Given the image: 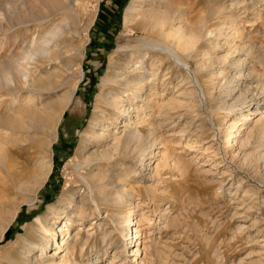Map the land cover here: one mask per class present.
I'll return each mask as SVG.
<instances>
[{
	"label": "rangeland",
	"instance_id": "1",
	"mask_svg": "<svg viewBox=\"0 0 264 264\" xmlns=\"http://www.w3.org/2000/svg\"><path fill=\"white\" fill-rule=\"evenodd\" d=\"M134 1L74 0L75 5L67 6L66 11H53L47 0H0V75L4 73L11 79L7 85L0 78V116L32 95L39 112L52 114L54 125L47 134L36 136L39 142L49 145L41 148L46 154L41 156L42 167L51 162L53 167L37 193H18L13 187L8 191L5 178L0 175V238L7 219L18 212L0 239V264H24L28 255L20 246L24 239L39 245L46 243L38 231L40 217L47 224L55 223L59 245L64 237L75 243L77 235L84 241L92 234L83 252L81 247L75 248L73 258L79 264H134L136 256H132V251L137 248H132L133 240L125 241L111 220L112 213L124 217L131 209H134L131 226L141 231L140 254L136 257L140 264H264V180L255 178L252 170L243 166L244 150L239 142L257 121L264 126V0H170V5L185 12L192 23L209 17L208 13L219 5L227 10L217 18L206 19L208 29H215H212L215 36L199 42L186 61L188 67L174 64L168 58L161 65L158 58L146 56L149 67L152 62L161 65V77L141 94L143 99L139 95L132 98V103L126 100L124 105L142 112L148 103L144 99L150 94L158 102L152 111L154 117L149 120L155 126H145L143 130L156 140L152 164L142 169L134 161L120 159L121 169L127 170V166L134 172L133 179L125 184L130 193L125 197L128 202L101 205L100 215H91L84 223L77 222L68 234L64 229L65 214L55 215L51 210L65 207L71 193H75L76 201L80 200V195L88 189L76 171L77 164L93 153L105 151L112 141L110 135L122 132L125 125H133L136 120L138 112H132L130 118L118 116L119 122L114 120L113 113L108 114L106 126L110 127L105 130L104 122L99 121L102 120L100 109L105 107L103 96L107 94L103 86L105 78L122 74L132 54L139 58L141 52L153 53L151 47L162 42L138 13L134 20V14L130 17L128 11ZM138 1H143L139 2L140 9L146 11L159 4L152 0ZM60 23L64 29L51 48L82 47L81 55L73 53L74 57L78 56L74 67H63L39 58L38 54L29 55L43 36ZM235 23L243 35L235 41L232 39L234 42L229 38L230 45H225V36L233 33ZM233 46L243 49L239 48L240 52L227 60L225 57L233 51ZM25 54L30 59L25 60ZM235 59L244 63L238 69L232 67ZM9 66L23 71L26 67L31 78L51 79L53 85L37 93L28 91L25 81ZM241 72L243 76L238 78ZM76 84L74 97L64 107L66 92ZM170 99L179 100L184 107L171 110L169 119L164 121L159 102ZM231 105L236 106L234 110H228ZM241 112L249 115L242 127L245 133L227 150L228 126L235 120L237 126L243 122L239 120ZM96 121L98 124L94 125ZM100 132L105 133V139L101 136L98 140ZM26 145L20 142L13 150ZM28 153L22 152L17 160L25 159L34 168L33 156ZM261 170L264 175V168ZM85 171L87 168L81 173ZM53 243L44 256V264H51L52 260L60 262L63 248L56 251L58 245ZM123 250L127 252L123 254ZM30 255L36 264L41 252L37 248Z\"/></svg>",
	"mask_w": 264,
	"mask_h": 264
},
{
	"label": "bare ground",
	"instance_id": "2",
	"mask_svg": "<svg viewBox=\"0 0 264 264\" xmlns=\"http://www.w3.org/2000/svg\"><path fill=\"white\" fill-rule=\"evenodd\" d=\"M152 1L154 4L159 3L158 6H152L149 11H146L140 9L142 8V4L140 3H143V1L141 2L135 0L134 5L131 6L128 13L130 17H132L134 14L133 20L137 15H140L141 19L148 23V26H151L150 30L152 31V33L154 32L158 40L161 41L162 39V42H157L156 44H154L153 47H151L153 53H140V50H136L138 53L141 54V56L138 58L135 56V54H132L131 56L129 55L131 61L125 64L126 70H124L122 74L119 73L113 78L106 77L103 81V86L107 88V94L103 96L104 98L102 104L105 107L103 110L100 109V112L102 113V120L99 119V121L104 122L102 125L104 130L110 127L106 126V123L109 120L107 119L108 114L113 113L115 115L114 120L118 121L120 119L118 116L130 118L129 116L132 112H138V114L135 116L136 120H134L133 125H125V128L122 130V132H114V134L110 135L112 141L110 142L111 144L108 145L105 151L95 154L93 153L92 155L87 156L88 158L85 159L83 163L77 164L76 171L79 173L78 175L86 184L88 190L86 192L84 191V193L80 195V200L76 201L75 193H71L70 196H68V198L66 199V202L64 204L65 207L60 208L59 210L57 207H52L51 209L53 214L55 215L60 216L62 214H65V218L67 219L64 222V229H66L67 234L77 222L84 223L85 220L90 218L91 215H100L101 205L118 206L128 202L126 201L127 199H125V197L130 196V193L125 184L127 181L133 179L134 172L131 168L127 166H125L127 170H123V168L121 169L120 167L123 166V163L120 159L134 161L135 163L140 164V167H142V169H145L146 167L148 169V167L152 164L151 161L156 156V153L154 151V148L156 146V140L151 136L145 135L143 133V130L145 129V126H155V123H151L149 120L151 119V117H154L153 109H155L154 106L158 102L155 103V101L151 98V94L148 95L149 97L146 96L144 101L148 99V103L146 104L147 109H144L142 112H140V109L138 110L137 107H132L133 109H131V107L127 108L126 105H124V102L127 100L132 103V98L138 97L139 95L140 98H144V95L141 94H145L146 88L149 85L154 84L157 80V77H161L159 73L160 66L166 58H168L169 60H173L175 62H173L174 64H179L188 67L186 61L191 58V53L197 48L199 42L206 37L211 38V36L215 32L214 28H212L214 30L208 29L206 19L217 18L218 15H221L225 10H227L225 6L219 5L215 7V9H213L210 13H208L209 17L199 18L194 23H192L190 22V19L188 18V15L185 14V12H182V10L179 9L176 5H170V0ZM47 3L48 7H50L53 11H66L65 9L68 8L67 6L74 4V0H47ZM69 13H71V11H69ZM135 13L138 14L135 16ZM62 25L61 23L60 25L56 24L55 28H51L52 31L47 33L49 35H47L46 37L44 35L43 38L41 37L43 40L40 41L38 46L36 45L37 47L35 49H32L33 54L31 53L29 55L34 56V54H38L39 58L41 57L52 63L57 62L63 67L70 68L71 66H73L75 62L74 59L78 57H74L73 53L75 52V55H81L83 51L82 47L67 49L65 48V46L61 45L62 47H60L59 45H57L55 48L58 49L52 50L51 48V44L58 39V35L61 34L64 29V26ZM233 27V33L229 35L230 37L228 35L225 36V38H227L225 45L229 44V38L235 41V39H239L243 35L239 24H236ZM221 33L222 32H220L219 34L220 38L221 36H223V34ZM216 35L218 36V34ZM229 47H232V45ZM239 48L241 49L240 46H233V51L228 52V55L225 58L227 59L228 56H233L234 53L239 51ZM242 49L240 51H242ZM148 54L158 58V63L160 62L161 65L152 62L149 67V60H147L146 58ZM27 57L28 54H25V60ZM225 58H223L224 62ZM134 59H136L137 61L133 62ZM242 61L240 59H235L233 61L232 67L235 66V69H238L241 64H244L241 63ZM13 67L11 66L10 69H15V73L18 75V78L20 77V80L22 79L25 81V88L28 91L37 93L44 90H48V87H51L53 85L51 84V79L44 81L42 79H34L33 77L31 78L30 72L26 70V67L25 71H23V68L22 70L19 67ZM0 70H2L1 67ZM242 76L243 73L241 75H238V78ZM8 77L9 76L4 75V73L2 76L0 75L1 80H4L2 83L5 82L8 85V83L11 82L10 77ZM165 78L166 75H164L163 79ZM234 78L237 77L235 76ZM77 84L71 90H69V92H66L67 94H65V99L63 101L64 107L69 106L72 98L74 97ZM55 87L50 88L49 90L54 89ZM125 94H127L126 97L124 96ZM159 104L161 108L160 115L164 117V121H167L169 119L171 110L176 109L178 107H184V104L182 102L175 99H170L168 101L163 100L159 102ZM235 107V105H231L228 110H231V108L232 110H234ZM39 111L40 108L38 109V106L36 105V99H34L32 95H29L25 97L21 104L12 106V108L7 112L6 115L0 116V175L3 176V179L5 178L4 186L7 187H5V189L8 191L11 187H13L12 190L14 189L15 192L17 191L18 193H37L39 189L45 184L52 172V162L49 163L47 167H42L44 164V157L42 158L41 156H44L46 154H44L45 152L42 151L41 148L46 149L49 145L41 141L39 142L36 139V136L39 133L47 134L49 130L52 129V127L54 128L53 118L50 117L52 116L51 113L48 112L49 114L47 113L48 115H46L45 112L44 115ZM115 111L117 113H115ZM239 120H243V122L239 126H237L236 120L230 126H228V132L226 134L225 139V148L227 150L230 149V147L235 141L237 142L236 139H238L241 136V133L244 132V128L242 127H244V125H246L245 122L249 120V115H246V112H241L239 114ZM97 124L98 122L96 121L94 125ZM160 124L165 125L164 122ZM248 131L249 132L244 134L243 139L239 138L240 147L244 150L242 151V164L247 168V170H252L255 178L261 179L262 181L264 180V175L261 170L262 168H264V155L261 154V146H263L262 144L264 143V126L261 121H257L255 126L249 129ZM98 136V140L102 138L101 136H104L103 139L106 138V135L103 132H100ZM20 142H23L27 145L25 146V148L16 149L15 151L17 152H15L13 148H15ZM22 152H29V156H33L31 158V161L33 159V164L36 167H29V165L27 164L28 162L25 161V159L23 162L18 161V158L22 156ZM15 155H17V157H15ZM84 168H87V171L82 174L81 172L82 170H84ZM105 170L107 171L105 172ZM0 178L2 177L0 176ZM33 178H35V180H33ZM1 186H3V184ZM90 204H93L94 207H90ZM133 213L134 209H131L129 213L124 217H116L112 213L111 220H113L112 222L115 221L114 223L118 227L119 232L126 239L125 241H134L131 242V244L134 243V246L132 248L134 249L136 247L137 249L136 251H132V256L137 257L140 254L139 243L141 231L139 230V228L133 229V227L131 226L133 223ZM17 214L18 212H15L14 215L12 214L13 216L11 215L12 217L10 220L7 219V223L3 227L0 239H3L4 234L7 232L12 222L17 217ZM37 223L38 231L44 238L46 243L39 245L37 243H33L31 239H24L22 241V244L20 245L28 253L27 256L24 255V264H34V258H31L30 254L37 248L40 250L41 255L36 257L35 263L44 264V256L47 255V250L49 249L52 242L58 245L56 251H59L61 248H63V254L60 256V262L52 260L51 264H79L73 258V254H75V248L81 247L80 252H83L92 234L89 233L88 238L86 240L84 239V241L77 235V238H75V243L69 242L70 237L68 240H65L66 237H64L62 239L61 245H59V242H57V228L55 227V223L47 224V220L41 217L37 218ZM135 243L137 245H135ZM19 250H21V248ZM125 252H127V250L122 251L123 254ZM60 254L61 252L58 255ZM136 257L134 258L133 263L140 264L139 260H137ZM12 264L16 263L13 262Z\"/></svg>",
	"mask_w": 264,
	"mask_h": 264
}]
</instances>
